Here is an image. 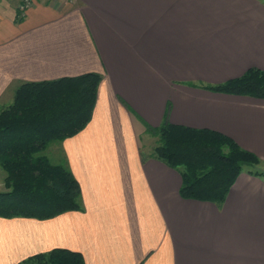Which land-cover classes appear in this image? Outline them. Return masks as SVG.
<instances>
[{"label":"crops","instance_id":"1","mask_svg":"<svg viewBox=\"0 0 264 264\" xmlns=\"http://www.w3.org/2000/svg\"><path fill=\"white\" fill-rule=\"evenodd\" d=\"M251 68L264 71V0H2L0 109L23 83L102 80L88 125L47 149L82 210L0 218V264L54 249L85 264H264L263 179L241 172L219 207L184 200L180 174L144 147L166 118L264 164V100L192 86Z\"/></svg>","mask_w":264,"mask_h":264},{"label":"trees","instance_id":"2","mask_svg":"<svg viewBox=\"0 0 264 264\" xmlns=\"http://www.w3.org/2000/svg\"><path fill=\"white\" fill-rule=\"evenodd\" d=\"M102 77L87 73L73 78L23 83L13 101L0 109V218L49 220L81 211V192L66 165L52 164L51 144L81 132L90 122ZM213 93L264 100V71L248 69L217 85H192ZM156 139L151 157L177 171L179 195L221 206L243 171L264 180V164L232 139L215 131L171 124L145 127ZM17 264H85L76 252L54 249Z\"/></svg>","mask_w":264,"mask_h":264},{"label":"rangeland","instance_id":"3","mask_svg":"<svg viewBox=\"0 0 264 264\" xmlns=\"http://www.w3.org/2000/svg\"><path fill=\"white\" fill-rule=\"evenodd\" d=\"M154 138V137H153ZM146 140H150L151 143H145L144 144V147H145V150H150V151H153V148L155 147V140H151V136H148V138H145ZM152 148V149H151ZM50 151V150H49ZM46 154L48 155V151H46ZM52 164L55 163V160L52 158L51 161H50ZM4 176H5V173L3 172V170L0 169V192L1 191H4V182H3V179H4Z\"/></svg>","mask_w":264,"mask_h":264},{"label":"built area","instance_id":"4","mask_svg":"<svg viewBox=\"0 0 264 264\" xmlns=\"http://www.w3.org/2000/svg\"><path fill=\"white\" fill-rule=\"evenodd\" d=\"M2 2V0H0V3Z\"/></svg>","mask_w":264,"mask_h":264}]
</instances>
